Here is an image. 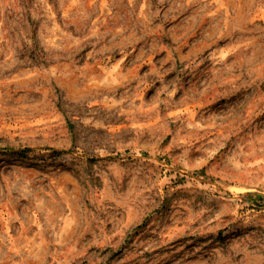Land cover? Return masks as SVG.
<instances>
[{
    "label": "rangeland",
    "instance_id": "374dc122",
    "mask_svg": "<svg viewBox=\"0 0 264 264\" xmlns=\"http://www.w3.org/2000/svg\"><path fill=\"white\" fill-rule=\"evenodd\" d=\"M0 264H264V0H0Z\"/></svg>",
    "mask_w": 264,
    "mask_h": 264
}]
</instances>
